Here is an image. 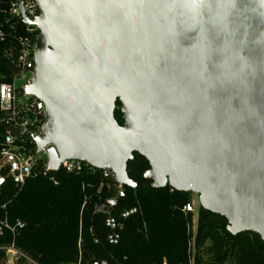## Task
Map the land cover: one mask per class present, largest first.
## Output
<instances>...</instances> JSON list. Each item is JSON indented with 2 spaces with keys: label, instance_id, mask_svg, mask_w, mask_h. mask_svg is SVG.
<instances>
[{
  "label": "water",
  "instance_id": "95a60500",
  "mask_svg": "<svg viewBox=\"0 0 264 264\" xmlns=\"http://www.w3.org/2000/svg\"><path fill=\"white\" fill-rule=\"evenodd\" d=\"M36 1L22 90L45 104L34 140L49 167L81 159L136 187L138 152L153 187L264 240V0Z\"/></svg>",
  "mask_w": 264,
  "mask_h": 264
},
{
  "label": "trees",
  "instance_id": "16d2710c",
  "mask_svg": "<svg viewBox=\"0 0 264 264\" xmlns=\"http://www.w3.org/2000/svg\"><path fill=\"white\" fill-rule=\"evenodd\" d=\"M8 6L9 0H0V22ZM12 64L13 57L1 48L0 85L13 80ZM121 105L117 100L115 117L123 125ZM9 131H15L11 114L0 106V142ZM31 145L35 146L33 140ZM149 169L148 159L138 152L128 162L129 177L137 186L124 185L127 197L121 199L120 208L139 202L142 212L125 220L118 244L107 240L105 215L94 212L100 196L115 193L113 182L103 177L101 169L93 172L89 166L79 174L61 168L50 175H34L20 190L8 184L0 198V203H7L0 208V219L8 216L26 223L16 244L41 264H70L80 253L85 261L96 258L109 264H191L193 235V264H264V240L258 233L233 234L226 217L200 204L194 229L195 212L184 210L193 193L170 185L153 187L152 180L145 177ZM9 242V237L0 235V243ZM3 255L0 250V264Z\"/></svg>",
  "mask_w": 264,
  "mask_h": 264
},
{
  "label": "built area",
  "instance_id": "2783aa9c",
  "mask_svg": "<svg viewBox=\"0 0 264 264\" xmlns=\"http://www.w3.org/2000/svg\"><path fill=\"white\" fill-rule=\"evenodd\" d=\"M39 13L36 0H9V6L5 10V18L0 22V49L5 55L13 57L14 71L13 80L0 85V106L11 114L15 131H9L0 142V198L3 195L4 187L8 184L20 190L25 183L34 175H50L54 173L49 167L48 153L43 150L38 152L37 146L31 145L34 137L38 135L46 120V110L43 101L31 96L24 97L22 85L30 75L29 69L35 63L34 48L37 41L38 27L32 23L22 20L23 14L33 18ZM43 160V163H42ZM41 162V163H40ZM95 172L97 167L81 159L64 160L59 169L67 172L81 173L86 167ZM104 178H111L114 173L110 168H103ZM55 179V176H51ZM100 185L99 190L103 187ZM111 183H107V187ZM115 193L109 197L101 196L94 204V212L105 215V225L108 228L107 240L111 244H118L121 239V231L125 220L132 215L142 212L139 202L132 207H121L120 201L127 197L124 185L113 182ZM85 205V204H84ZM7 203H0V208H6ZM195 201L191 200L184 206V210L195 212ZM194 229L197 220H193ZM26 227V223L20 218L12 221L6 216L0 219V235L9 237L11 242L0 243V250L4 252L1 259L3 264H41L30 257L16 244V239ZM195 234V231H194ZM194 237L190 242L191 264L194 263L195 243ZM97 240V239H96ZM79 244L81 245V237ZM109 264L107 260L92 258L84 260L80 253L77 261L70 264Z\"/></svg>",
  "mask_w": 264,
  "mask_h": 264
},
{
  "label": "rangeland",
  "instance_id": "374dc122",
  "mask_svg": "<svg viewBox=\"0 0 264 264\" xmlns=\"http://www.w3.org/2000/svg\"><path fill=\"white\" fill-rule=\"evenodd\" d=\"M30 77V75L28 76V78ZM27 78V79H28ZM26 81V80H25ZM192 199L195 201V216H194V221L197 220V207L199 205V196L195 193L192 194Z\"/></svg>",
  "mask_w": 264,
  "mask_h": 264
}]
</instances>
